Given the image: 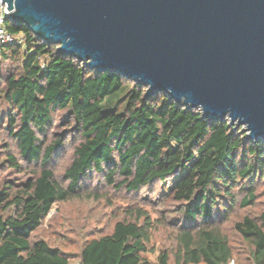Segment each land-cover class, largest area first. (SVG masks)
Returning a JSON list of instances; mask_svg holds the SVG:
<instances>
[{"label": "trees", "instance_id": "trees-1", "mask_svg": "<svg viewBox=\"0 0 264 264\" xmlns=\"http://www.w3.org/2000/svg\"><path fill=\"white\" fill-rule=\"evenodd\" d=\"M4 26L24 46L19 70L6 79L5 97L17 110L8 116V132L20 158L33 168L24 169L9 154V165L28 177L18 183L8 180L0 190V264H69L65 252L42 239L31 241L30 234L55 201L77 192L88 172L101 173L115 188L136 191L188 165L175 181L173 197L184 202V219L191 222L209 220L221 191L229 194L241 178L253 179L256 167L264 166V142L255 139L245 146L228 121L202 117L196 107L176 102L164 91L144 95L146 87L133 81L122 112L109 104L106 107L123 90L127 77L86 67L23 23L6 19ZM20 48V43L4 44L0 56L13 58ZM66 107L75 123L77 142L62 172L63 186L47 163L63 142L59 135L49 136L54 112ZM253 198L249 191L240 204L245 206ZM133 213L117 220L109 232L88 238L78 261L150 264L142 254L150 225L144 213ZM235 228L250 240L253 264H264L261 224L244 216ZM177 241L183 264H226L232 258L227 239L216 227L181 228ZM158 259L159 264H167L164 252Z\"/></svg>", "mask_w": 264, "mask_h": 264}, {"label": "water", "instance_id": "water-1", "mask_svg": "<svg viewBox=\"0 0 264 264\" xmlns=\"http://www.w3.org/2000/svg\"><path fill=\"white\" fill-rule=\"evenodd\" d=\"M2 1L7 19L86 67L264 140V0Z\"/></svg>", "mask_w": 264, "mask_h": 264}, {"label": "rangeland", "instance_id": "rangeland-1", "mask_svg": "<svg viewBox=\"0 0 264 264\" xmlns=\"http://www.w3.org/2000/svg\"><path fill=\"white\" fill-rule=\"evenodd\" d=\"M19 43L21 48L15 57L0 56V190L7 185L8 180L18 183L28 177V174L18 172L9 165V154L14 155L24 169L33 168L20 158L15 140L8 132V116L17 110L5 97L6 79L19 70L24 50L21 38ZM133 81L130 78L125 79L123 90L113 95L105 106L108 107L109 104V108L122 112L129 96L127 93L134 87ZM222 119L228 121L233 131L242 135L245 146L255 140L244 136L248 131L243 123L234 125L236 120L230 123L227 115ZM57 135L61 136L63 142L53 152L47 166L52 170L54 178L65 186L62 172L70 162L77 142L75 123L68 107L54 112L49 136ZM256 140L264 142L260 138ZM261 167L260 170L259 166L256 167L257 173L253 179L241 178L229 194L220 192L217 196L218 203L213 205V214L209 220L197 218L191 222L184 219V202L173 197L175 181L185 174L188 165L165 180L153 181L136 191L115 188L105 181L101 173L88 172L81 179L80 188L74 195L52 204L40 225L31 232L30 240L42 239L50 246L58 247L69 256V264H74L79 260L80 248L88 238L109 232L117 220L129 218L130 211L136 213L139 210L145 214L150 225L149 238L145 243L146 251L142 253L150 264H159L158 256L162 252L167 256V264H183L182 254L178 250L177 234L181 228L200 225L216 227L227 239L232 258L226 264H253L251 242L235 228V223L247 216L260 223L264 229V166ZM249 191H253L254 198L249 204L242 206L241 200ZM141 220L142 218L139 221Z\"/></svg>", "mask_w": 264, "mask_h": 264}, {"label": "built area", "instance_id": "built-area-1", "mask_svg": "<svg viewBox=\"0 0 264 264\" xmlns=\"http://www.w3.org/2000/svg\"><path fill=\"white\" fill-rule=\"evenodd\" d=\"M6 3L0 0V46L4 44H16L19 43V39L8 32L4 26L5 20L7 19Z\"/></svg>", "mask_w": 264, "mask_h": 264}]
</instances>
